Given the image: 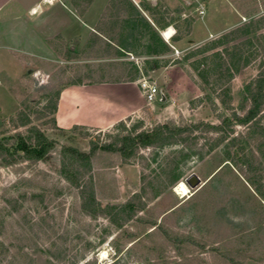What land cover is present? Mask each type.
I'll use <instances>...</instances> for the list:
<instances>
[{
    "label": "rangeland",
    "instance_id": "1",
    "mask_svg": "<svg viewBox=\"0 0 264 264\" xmlns=\"http://www.w3.org/2000/svg\"><path fill=\"white\" fill-rule=\"evenodd\" d=\"M135 1L149 23H160L158 34L169 50L148 56L145 34L132 43L133 55H119L114 43L125 38V21L133 13L115 0L96 26L101 37L77 40L55 51L53 61L33 62L23 73L14 60L0 66V82L11 87L0 106L8 114L17 104L9 117L0 113V138L18 121L10 120L21 103L30 107L26 119L40 126L51 116L35 117L53 105L58 89L94 81L135 79L139 86L145 79L166 101L144 103L147 116L121 121L124 127L119 122L70 131L56 122L65 136L47 134L60 146L87 153L90 140L111 147L130 132L157 125H219L247 113L245 89L264 72V0ZM170 27L175 34L167 44L163 37ZM183 138V145L143 149L128 159L100 152L91 162L88 179L103 206L132 200L144 207L120 228L123 213L99 217L83 209L79 191L58 172L60 146L52 164L0 168V264H264V102L245 126L234 122L220 133L201 126ZM192 174L201 181L193 190L185 184ZM178 183L190 190L188 196L174 193ZM149 222L158 228L151 232Z\"/></svg>",
    "mask_w": 264,
    "mask_h": 264
},
{
    "label": "crops",
    "instance_id": "2",
    "mask_svg": "<svg viewBox=\"0 0 264 264\" xmlns=\"http://www.w3.org/2000/svg\"><path fill=\"white\" fill-rule=\"evenodd\" d=\"M110 1L0 0V66L14 60L23 73L33 62L53 61L55 51H64L77 40L101 36L96 26ZM130 1L138 6L135 0ZM203 24L208 31L207 24ZM20 78L19 75L18 80ZM10 94L9 84L1 81L0 96L10 98ZM144 103L137 82L70 86L60 92L55 119L66 129L80 126L103 130L129 118L147 116ZM16 108L17 104L13 102V108L7 114L0 106V113L9 117ZM181 108L183 112L184 108Z\"/></svg>",
    "mask_w": 264,
    "mask_h": 264
},
{
    "label": "trees",
    "instance_id": "3",
    "mask_svg": "<svg viewBox=\"0 0 264 264\" xmlns=\"http://www.w3.org/2000/svg\"><path fill=\"white\" fill-rule=\"evenodd\" d=\"M114 1L115 0L110 1L107 9L115 5ZM123 2L127 3L133 14L127 21H125L128 31L125 38L123 39V33H121V43H114V48L118 54L121 56L128 54L133 55L132 43L138 42V39L144 37L145 34H148L147 36H149V42L146 47V54L148 56H157L161 51H168L169 49L167 45L161 40L158 34V30L162 29L160 23L155 19L150 20L151 22L149 23L130 0H123ZM150 4L155 5L154 0H151ZM140 27L146 29L148 33L138 32ZM129 41L131 42L129 43ZM157 69V65L151 67V71H156ZM135 81V79H132L124 80L122 82ZM105 82L116 83L121 81H94L89 84ZM69 85L76 84L72 83ZM61 90L62 88L54 93V98L52 99L53 105L43 107V114L41 115L40 112L35 117V121H40L45 119V113H48L51 117L40 125L47 126V129L31 124L30 121L26 119L28 116L26 114L28 112L26 109H29L30 107L21 103V109L16 116L10 120L13 122L17 117L18 121L12 125V128L10 129L11 131L5 132L0 138V168L23 162H43L52 164V152L60 145L56 139L49 137L47 131H58L62 134L61 136H65L66 133V130L60 129L57 126L55 119L57 102ZM245 91L246 97L244 98V101L249 102L250 104L247 113L243 117H235L233 120L225 117L219 125L204 124L201 122L198 124H187L181 127L175 126L169 122L157 125L151 129H145L135 133L130 132L119 140L120 143L116 141L111 147L98 145V143L90 140V150L87 153L81 152L73 146L61 145L60 166L58 172L73 188L79 191L80 198L83 202V209L85 211L91 210L99 217L108 216V211H118V213H123V223H117V226L120 228L124 223L133 220L137 208H139L140 211H143L144 207L134 204L132 200L121 205L107 204L103 206L101 204L100 198L97 197L96 191L91 188V183L88 179V176L91 173V162L95 159L97 154L100 152L112 151L121 157L128 159L137 153V151L143 149L183 145L186 142V139L183 138L184 134L187 133L188 135H191L192 132L196 131L201 126L205 127L209 132L216 133L223 132L224 127L234 122L240 126H245L251 123L261 112L262 104L264 102V72L260 73L253 82L248 84ZM119 126L124 127L121 122L119 123ZM78 128L85 127L73 126L70 131ZM20 129L24 130L19 131ZM6 134L10 135L5 136ZM148 224L150 225V228H154L151 232L158 228L154 222H149Z\"/></svg>",
    "mask_w": 264,
    "mask_h": 264
},
{
    "label": "built area",
    "instance_id": "4",
    "mask_svg": "<svg viewBox=\"0 0 264 264\" xmlns=\"http://www.w3.org/2000/svg\"><path fill=\"white\" fill-rule=\"evenodd\" d=\"M198 14L200 16H204L205 9L203 7H200L198 9ZM168 29H172V31H173L172 35H170V37L168 39H165L162 36L163 37V40L167 44L169 43V41L172 39V37L175 34V30L173 28L170 27ZM139 88H140V91H141V93L143 95V98H144L145 102L148 105H151V104H153L156 101H160V90L157 87H155L154 85H152L150 82H148L147 80H145V79L141 80L139 82Z\"/></svg>",
    "mask_w": 264,
    "mask_h": 264
},
{
    "label": "water",
    "instance_id": "5",
    "mask_svg": "<svg viewBox=\"0 0 264 264\" xmlns=\"http://www.w3.org/2000/svg\"><path fill=\"white\" fill-rule=\"evenodd\" d=\"M187 4L189 5L190 3H189V1H187ZM72 47H70V49H71ZM31 69H28L27 71H26V73L27 74H29V73H31ZM166 101V98H165V95H164V93L162 92V91H160V102H165ZM185 184L190 188V189H197V188H199V186H200V184H201V181H200V179L196 176V175H194V174H192V175H190L186 180H185Z\"/></svg>",
    "mask_w": 264,
    "mask_h": 264
},
{
    "label": "bare ground",
    "instance_id": "6",
    "mask_svg": "<svg viewBox=\"0 0 264 264\" xmlns=\"http://www.w3.org/2000/svg\"><path fill=\"white\" fill-rule=\"evenodd\" d=\"M173 31L172 29H169L165 32L164 37L168 39L170 35H172ZM174 193L181 197H186L190 194V190L186 187L183 183H178L176 187L174 188ZM102 257H105V253H101Z\"/></svg>",
    "mask_w": 264,
    "mask_h": 264
}]
</instances>
